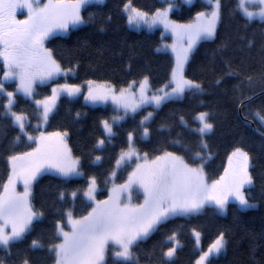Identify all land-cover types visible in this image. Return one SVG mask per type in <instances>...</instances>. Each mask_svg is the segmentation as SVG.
<instances>
[{
	"label": "trees",
	"instance_id": "1",
	"mask_svg": "<svg viewBox=\"0 0 264 264\" xmlns=\"http://www.w3.org/2000/svg\"><path fill=\"white\" fill-rule=\"evenodd\" d=\"M170 2L178 5L171 11V18L181 23H190L198 13L210 9L203 0L193 4ZM128 4L152 14L165 8L168 1L107 0L84 7L85 23L81 27L47 42L59 65L73 73L37 86V100L50 96L52 86L62 82L84 86L95 81L122 89L147 78L154 93L168 84L174 58L159 50L164 36L160 30L131 29L125 14ZM220 5L216 36L198 44L185 71L187 79L201 85L199 90L190 89L182 99L169 100L158 108L140 109L116 125L111 137L106 135L103 122L111 120L118 109L110 104H90L84 95L60 98L44 131L67 133L68 148L80 160L82 176L44 174L35 181L31 204L37 219L21 240L10 244L8 250L0 248V264H24L25 260L28 264H55V254L50 249L62 242L59 226L68 229L69 213L77 219L89 214L92 203L86 191L91 179L97 182L98 199L109 196L111 176L121 153L128 149L131 136L134 148L146 158L173 153L190 166H202L209 180L230 170L232 153L237 148L243 150L251 159L252 185L245 188L246 196L257 204L242 209L230 203L226 215L208 206L199 213L162 222L132 248L138 264H166L163 253L174 246L169 239L172 236L180 246L169 264H197L201 251L207 250L221 234L226 240L225 251L212 257L208 264H264V136L252 127L255 125L264 134V122L258 118L264 117V21H249L239 0H220ZM8 87L14 89L15 85ZM5 101L0 98V194L11 172L9 157L37 148L39 142L28 137H40L43 129L39 126L40 109L33 100L15 96L13 109L26 116V134L7 113ZM202 112L208 113L213 125L204 135L195 131L200 126L195 117ZM149 114L151 118L145 122ZM145 128L149 130L148 139L144 138ZM100 140L104 141L103 147H99ZM131 170V164L122 168L116 182H125ZM195 232L201 235V250L197 248ZM33 241L42 247H31ZM114 252L115 248L109 246L105 264H135L117 259Z\"/></svg>",
	"mask_w": 264,
	"mask_h": 264
},
{
	"label": "snow or ice",
	"instance_id": "2",
	"mask_svg": "<svg viewBox=\"0 0 264 264\" xmlns=\"http://www.w3.org/2000/svg\"><path fill=\"white\" fill-rule=\"evenodd\" d=\"M92 2L93 0H46L45 3H41V0H24L23 3H19L17 0H0V61L6 67V71L0 77V95L6 94L9 97V109L13 103L14 93H5V81L18 80L17 92L30 97L37 80L44 82L59 75L61 69L52 59L51 51L44 47V42L57 32H66L70 26L85 23L81 10ZM95 2L103 3V0H95ZM239 2L243 7L246 0ZM252 3L259 6L258 10L249 11L244 7L245 17L249 21L253 19L264 21V0H252ZM18 8L27 9V19L21 21L15 19V10ZM170 10L169 8L157 11L149 17L148 13L130 9L128 23L130 25L147 23L149 26L158 22L163 23L175 33L178 40L187 42V48L181 49L183 54H177L176 68L172 74L175 87L172 91L160 90L163 92L162 95L146 96L145 86L148 81L145 78L140 85L139 102L134 94H125L128 90L121 89L119 95H116L110 86L106 88L105 85H99L95 89L89 87L86 99L93 103L112 100L125 109L127 114L128 111L135 112L143 104L151 103L159 107L164 101L173 96H180L186 90L201 88L199 83L183 77V65L197 41L214 37L220 19V0H215L210 13H198L193 24L181 25L168 21L167 14ZM89 84L91 85L92 82ZM61 91L75 95L80 88L65 84L61 86ZM55 93L56 89H53V96L49 98L53 103L56 99ZM36 103L44 106L43 117L47 120L52 108L47 101H36ZM11 115L14 117V122L23 129L24 117L16 113ZM207 117L208 113L204 112L195 117L200 123L195 131L201 135L210 132L213 128ZM258 118L264 122V117L258 116ZM181 121L183 122V117ZM103 125L106 132L111 135L112 126L109 122L104 121ZM51 135L60 138L57 146L46 144L48 138L43 134L40 137L29 136L28 139L37 140L39 146L32 152L9 157L11 174L7 183L2 185L3 192L0 194V248L8 250L10 244L21 240L29 230L33 219L38 216L32 211L29 203L31 182L37 175L47 170H54L65 177L79 175L78 161L72 159L70 150L63 143V136L67 133ZM103 143V140L98 142L99 145ZM134 155H136L135 150L130 149L121 155L117 164L131 160ZM196 155L199 156V153ZM233 158H235V166H233ZM144 159L145 163L136 165L126 184L112 189L113 195L108 200L96 202L87 216L78 220L70 219V232L64 231L62 227L59 229L62 242L53 245L50 249L55 254V264H104L109 242L119 246L120 250L113 253L114 257L138 264L139 258L132 252V248L138 246V242L146 239L169 217L197 212L206 203L214 204L223 210L229 196L237 199L242 206H250L241 192L245 185L252 184L248 172L250 158L248 153L239 148L229 158L230 170H226L220 180L211 184L207 183L202 166L191 167L185 163L183 157L173 153L165 152L151 163L147 162L146 154ZM17 180H22L24 186L22 193L16 192ZM95 183L93 178L86 193L88 199L93 201H95ZM133 185L143 191L144 203L139 206L124 204L121 207L122 196L130 201L129 190ZM169 239L175 240V236ZM31 247H42V245L33 241ZM177 247L179 241L163 253L166 264L174 261ZM224 247L225 240L221 234L207 252L200 256L197 264H206L209 256L219 255ZM24 264H28V261L25 260Z\"/></svg>",
	"mask_w": 264,
	"mask_h": 264
},
{
	"label": "rangeland",
	"instance_id": "3",
	"mask_svg": "<svg viewBox=\"0 0 264 264\" xmlns=\"http://www.w3.org/2000/svg\"><path fill=\"white\" fill-rule=\"evenodd\" d=\"M106 1H107V0H103V3H105ZM167 1H168V4L166 5V7H165V8H162V9H160V10H158V11H162V10H165V9H169V8H170L171 10L168 11V14H167V19H168V21L173 22V23H176V24H181V25L193 24V23L196 22V18H195V20L191 21L190 23H181V22H176V21H174V20L171 18V11H172L174 8L178 7V5H177L176 3H171V2H170V1H176V0H167ZM181 1H182L183 3H185V4H193V3L196 2L197 0H181ZM203 1H205V2L210 6V9H209V10H207V11H203V12H205V13H210V12L212 11L213 6H214L215 0H203ZM17 2H19V3H23L24 0H17ZM45 2H46V0H41V3H45ZM93 3H96L95 0H93V2L90 3V4H93ZM103 3H98V4H103ZM90 4H88V5H90ZM86 6H87V5H86ZM86 6H85V7H86ZM127 6H128L127 8L125 7V14H126V16H127V20H128V16H129V14H130V9H137V8H135V7H134L133 5H131V4H128ZM239 7H240L241 11H242L243 14H244V7H247L249 11H257L259 6H258V5H254V4L252 3V0H246V2H245V4H244L243 7H241L240 2H239ZM137 10H139V9H137ZM139 11H141V10H139ZM141 12H143V11H141ZM156 12H157V11H156ZM156 12H155V13H156ZM144 13H145V12H144ZM155 13L148 14V15H149V17H151V16H153ZM81 15H82V10H81ZM220 16H221V5H220ZM82 17H83V16H82ZM196 17H197V16H196ZM15 19H16L17 21H21V20H25V19H27V9H26V8H24V9H20V8L16 9V10H15ZM258 20H260V19H258ZM219 23H220V19H219V22L217 23L216 31H215V35H214V37L216 36V33H217V29H218ZM83 24H84V23H83ZM83 24H81V25H77V26H70L69 29H68L66 32H57V33L51 35L48 39L45 40V42H44V47H45L46 49L50 50V49L48 48V46H47V42H48V40H49L51 37H53V36H67V35H69V33H70L72 30L81 27ZM128 25H129V27H130L131 29H133V30H137V31L145 30V31H149V32H154V31H156V30H160V31L162 32L163 36H164V39H163V41H162V43H161V45H160V47H159V50L162 51V52H168V53H170V54L173 56V58H174V68H173V71L175 70V68H176V63H177V54H178V53H180L181 55L183 54V53L181 52V49H182V48H187V42H186V41H180V40H178V39H177V36L175 35V33H174L173 31H171L170 29L166 28L165 25H164L163 23H159V22H158V23H156L155 25H152V26H149V24H147V23H140V24H138V25H137V24H131V25H130V24L128 23ZM214 37H212V38H214ZM212 38L201 39V40L197 41L196 44L194 45V47L192 48V50L189 52V54H188V58H187L186 62H185L184 65H183V77H184L185 79H187V77H186V75H185V71H186L187 64H188L189 59L191 58L192 53L194 52V50L196 49V47L198 46V44H199L201 41L209 40V39H212ZM51 56H52V59H53L58 65H59L58 61L54 58V56H53L52 53H51ZM59 67H60V69H61V73H60L59 75H55V76H53L51 79H49V80H45L44 82H40L39 80L36 81V83L33 85V93H32V95H31L30 97H29V96H25L24 94L17 92V89L19 88V82H18V80L5 81V83H4V90H5V93H7V92H12V93H14V96L12 97V99H13V103H12L10 109L8 108L9 97H8L6 94L0 95V98H1V97H4V98L6 99V101H5V107H6V111H7V113H8L9 115H11V113H16V114H18V115H22V116L24 117V120H23L24 127H23V129H21V128L18 126V124H17L16 122H14V123H15V124L20 128V130H21L23 133H25V134L27 133V130H26V128H27V123H28L27 118H26V116H25L24 114L17 113V112L14 111V109H13V107H14V103H15V96H16V94L23 95L24 97L33 100L35 103H36V101H47V102H48V104H49V106L52 108V110L49 112L48 117H47V120H45L44 117H43V108H44V106H43L42 104H37V103H36L37 106H38L39 109H40V123H39V126H40L41 128H43L40 134H43L45 137L48 138V139L46 140V142H45V143L48 144V145H51V146L55 147V146L58 145V142H59V140H60L59 137L53 136V135H51L50 133H46V131H44V129L47 127L50 117H51V116L53 115V113L56 111V108H57L58 102H59L60 98L63 97V96H67V97H70V98H77V97H81L82 95H84L85 100H86L88 103H90V104H93V105H100V106H106V105H109V104H110V105H112L113 107H115L116 109H118L119 112L115 113V114L112 116L111 120L108 121L109 124L112 126V134L109 135V134L106 132L105 128H104L105 133H106V135H107L108 137H111V136H113V135L115 134V126H116V125L122 123V122H123L128 116L134 114L135 112L139 111L140 109L145 108V107H148V106H153V107H155V108H158V107L155 106L154 104L146 103V104L141 105V106H140L135 112L128 111L127 114H125V109H123V108H121L119 105L113 103L112 100H108V101L105 102V103H100V102L93 103L92 101L86 99V97H87V95H88L89 87H92V88L95 89V88H97L99 85H105L106 88L110 86L111 89L113 90L114 94H116V95H119L120 90H121V89H117V88H115V87L112 86L111 84H108V83H100V82H95V81H88V82L85 83L84 86L74 85V86H77V87L80 88V91H79L78 93H76L75 95H69L67 92H65V91H61V86H62V85H65V84L73 85V84H70L69 82L55 83V84L52 86V93H51L50 96H48L47 98H45V99H43V100H37V99L35 98V92H36V88H37V86L51 83V82H53V81L58 80V79L61 78V77H66L68 74H72V73H73V71H70V70L64 69V68H62L60 65H59ZM4 71H6V67L3 65V62L0 61V77H2ZM173 71H172V73H171V77H170V80H169L168 84L165 85L163 88H161V90H163V92H171V91H172V88L175 87V81L173 80V76H172ZM187 80H189V79H187ZM89 82H92V84L90 85ZM142 83H143V81L140 82V83L137 84V85H136V84H133V85L127 87V88L124 87V88H122V89H126V90H128V91L125 93L126 95L134 94V95L137 97V102H139L138 98H139V96H140V85H141ZM10 84H14V85H15V88H14V89H13V88H9L8 85H10ZM53 89H56V93H55V95H56V99H55L54 103H53V101L49 100V98L53 96ZM187 91H188V90H186V91H185L182 95H180V96H173L172 98H170V99L164 101L163 103H161V104L159 105V107H160L161 105H163L165 102L169 101V100L182 99ZM163 92H162V91H159V92H157V93H154V92L150 91L149 83H147V85L145 86V95H146V96H151V95H153V94H155V95H162ZM11 116H12V115H11ZM12 118H13V120H14V117H13V116H12ZM150 118H151V115H149V116L145 119V122H148V121L150 120ZM207 119H208V117H207ZM198 122H199V121H198ZM208 122H209V121H208ZM103 127H104V125H103ZM145 131L147 132V134H145ZM63 133H64V132H62L61 134H63ZM40 134H39V135H40ZM39 135H38V136H39ZM40 136H41V135H40ZM144 138H145V139H148V138H149V130H148V128H145V129H144ZM63 143L66 144V145H67V148H68V136H67V135H66V136H63ZM103 145H104V143H103ZM103 145H99V147H103ZM68 149H69V148H68ZM130 149H134L136 155H134V156L131 158V160H128V161H126V162H122V163H120L119 165L116 164L115 170H114V172H113V174H112V176H111L112 185H111V188H110L109 196H108L106 199H104V200H100V199H98V197H97V193H98V185H97V182H96V181H95L96 183H95V192H94L95 201L88 199V197H87V195H86L87 199L92 203V209H93V207H95V203H96V202H101V201H106V200H108L109 197L113 195L112 189H113L114 187H118V186H120V185L126 184V183L128 182V178H129V176H130V175L132 174V172L135 170L137 164H144V163H145V159H144L145 156L141 155V154L137 151V149L134 148V143H133V137H132V136L130 137V142H129V147H128V149L125 150V151H123V152L121 153V155H122L123 153L128 152ZM70 154H71L72 159L78 161L77 169H78V172H79V176H82V172H81V170L79 169V167H81L80 160H79L78 158H76V157L72 154V152H70ZM121 155H120V157H121ZM161 156H162V155H161ZM176 156H177V155H176ZM248 156H249V155H248ZM120 157H119V159H120ZM249 158H250V156H249ZM153 160H154V159H148V158H147V162H148V163H151ZM185 163H186V162H185ZM128 164H131V165H132V170L130 171L127 180H126L125 182H123V183H117V182H116V178H117V175L119 174V171H120L122 168H124L126 165H128ZM189 166H190V165H189ZM233 166H235V158H233ZM191 167H195V166H191ZM250 167H251V159H249V168H248V172H249V174H250V176H251V173H250ZM10 169H11V166H10ZM203 172H204L205 179H206L207 183H208V184H211L213 181L220 180V178L223 177V176L225 175V172H226V171L223 173V175H222L220 178H218V179H216V180H209V178L207 177V174L205 173L204 169H203ZM10 174H11V172H10ZM44 174H53V175H59V176L65 177V176H63V175L57 173V172L54 171V170H47V171H44V172H42L41 174L37 175L36 179L33 180V181L31 182V187H30V193H31V194H32V188H33V185H34L35 181H36L39 177H41L42 175H44ZM73 176H74V175H73ZM70 177H72V176H70ZM251 178H252V177H251ZM7 181H8V180H7ZM91 181H92V179L89 181V186H90V184H91ZM6 183H7V182H6ZM251 185H252V184H250V185H245V186L241 189V192L244 194L245 198L248 200V204H249L250 206H242V205L239 203V201H238L237 199L233 198L232 196H229V197H228V202H227V204H226V206H225V208H224L223 210L219 209V208H218L217 206H215L214 204L206 203V204H205V205H204L199 211H197V212H193V213H189V214H183V216H187V215H192V214L199 213V212H201L203 209H205V208L208 207V206H210V207H214V208L217 210V212H218L219 214H221V215H226V213H227V208H228V205H229L230 203H236V204H237L240 208H242V209H250V208H254V207L257 206V204L251 202V201L247 198V196H246V192H245V188H248V187H250ZM89 186H88V188H89ZM15 189H16V192H17V193H22V192L24 191V186H23L22 180H17L16 185H15ZM87 190H88V189H87ZM2 192H3V190H2ZM2 192H1V194H2ZM86 193H87V191H86ZM31 194H30V197H29V203H30V205H31L32 211L35 212V210H34L33 207H32V204H31V202H32ZM129 194H130V196H131L130 201H129L128 199H126L124 196L121 197V207H123L124 204H130L131 206H139V205H142V204L144 203V193H143V191L140 190L136 185H133V186L130 188V190H129ZM140 197H141V201L138 202V200L140 199ZM92 209H91V211H92ZM91 211H90V212H91ZM90 212H89V213H90ZM35 213H36V212H35ZM87 215H88V214H87ZM87 215H86V216H87ZM176 216H179V215H176ZM172 217H175V216H171V217H169L168 219H170V218H172ZM36 219H37V217L33 219L32 223H33ZM70 219H72V220H78L77 218L73 217L72 214H71V217H69V215H68V220H67V222H68V229L65 230L62 226H59V229L62 227L64 231H66V232H70V231H71V223L69 222ZM79 219H81V218H79ZM168 219H167V220H168ZM165 221H166V220H165ZM163 222H164V221H163ZM31 225H32V224H31ZM159 225H160V224H159ZM159 225H158V226H159ZM158 226H157V227H158ZM30 227H31V226H30ZM30 227H29V229H30ZM9 230H10V228H9ZM153 232H154V231H153ZM153 232H152V233H153ZM152 233H151V234H152ZM197 233H198V232H195V233H194V238H195V241H196L197 248H198L199 250H201V249H202V247H201V235H200V233H198L199 235L197 236ZM151 234H150V235H151ZM150 235H149V236H150ZM149 236H148V237H149ZM61 237H62V236H61ZM148 237H147V238H148ZM147 238H146V239H147ZM62 239H63V238H62ZM144 240H145V239H144ZM224 240H225V238H224ZM176 241H178V240L175 238V240H173V244H174V246H175ZM109 246H113V247L115 248V252L120 250V249H119V246H117V245H113L111 242H109V244H108V246H107V249H106V252H105V261H106V256H107L106 254H107V250H108ZM179 246H180V243H179ZM177 248H178V247H177ZM225 248H226V240H225V247H224V249L222 250L221 253H223V252L225 251ZM208 249H209V248H208ZM208 249H207V250H208ZM207 250H202L200 256L203 255L205 252H207ZM221 253H220V254H221ZM175 254H176V253H175ZM220 254H219V255H220ZM215 256H218V255L209 256L208 261H209L212 257H215ZM199 259H200V257H199ZM199 259H198V261H199ZM105 261H104V264H105ZM198 261H197V262H198ZM208 261L206 262V264H208Z\"/></svg>",
	"mask_w": 264,
	"mask_h": 264
},
{
	"label": "water",
	"instance_id": "4",
	"mask_svg": "<svg viewBox=\"0 0 264 264\" xmlns=\"http://www.w3.org/2000/svg\"><path fill=\"white\" fill-rule=\"evenodd\" d=\"M262 93H260V94H257V95H255V96H253V97H251L249 100H253L255 97H258L259 95H261ZM252 127H253V129H255L257 132H259L260 134H262L263 136H264V134L263 133H261L257 128H256V126L255 125H252Z\"/></svg>",
	"mask_w": 264,
	"mask_h": 264
}]
</instances>
